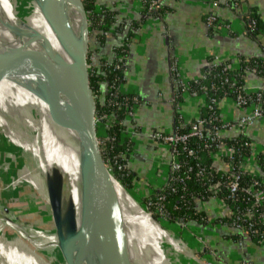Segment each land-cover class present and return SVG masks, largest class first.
<instances>
[{"label": "crops", "instance_id": "obj_1", "mask_svg": "<svg viewBox=\"0 0 264 264\" xmlns=\"http://www.w3.org/2000/svg\"><path fill=\"white\" fill-rule=\"evenodd\" d=\"M96 7L116 10L118 22L125 21V29L116 31L118 23L114 24L106 33L104 46H100L94 36L91 37L95 55L92 65L98 64L102 57L109 61L116 58L114 48L124 43L128 23L145 17L141 0H96ZM161 8L164 10L161 19L145 17L146 20L140 21V28L130 46L126 81L121 88L123 92L134 93L141 98L134 116L124 121L125 133H135L128 166L136 176L134 185L141 193L148 185L154 184L158 189L165 182L166 174L156 181L153 175L159 167L165 172L172 160L171 149L154 143L148 134L153 130L173 131L177 113L186 121L198 118L204 102L202 97L183 93V99L176 106L177 83L172 72L173 61H177L184 80L202 76L209 56L230 60L233 67L239 66V57L257 58L264 62V35L249 34L246 22L252 12L264 18V0H219L215 6H210L205 0H162ZM210 13L224 21L232 31L226 27L211 30L206 22ZM245 87L248 91L264 89V77L247 73ZM220 108L221 117L228 124L221 132L223 137L244 133L252 139L256 152L264 151V116L241 128L237 122L251 112L250 107H239L234 99L225 98ZM215 164L222 170L229 169L223 157L217 156ZM246 168L264 178V171L252 157L246 160ZM197 204L207 212L210 221L206 225L191 222L185 226L202 238L204 252L213 257L210 260L214 264H264L263 244H257L245 233L240 239H234L232 235L237 228L219 220L229 214L226 207L215 198L199 200Z\"/></svg>", "mask_w": 264, "mask_h": 264}, {"label": "bare ground", "instance_id": "obj_2", "mask_svg": "<svg viewBox=\"0 0 264 264\" xmlns=\"http://www.w3.org/2000/svg\"><path fill=\"white\" fill-rule=\"evenodd\" d=\"M20 1L0 0V149L3 148L5 153L14 157L19 164L14 169V183L24 185L47 200L61 232H43L21 225L10 212L5 213L6 200H0L4 203H0V264H55V260L51 263L38 256L26 242L42 253H47L46 255L59 256L65 264H118L96 238L95 231L90 233L99 243L97 249L88 231L78 234L77 217L85 224V216L84 201L77 189L80 169L75 152L83 149L85 135L76 129L58 125L52 120L48 104L39 94L40 78L31 73L30 66L24 61L32 55H62L67 64L79 66L80 63L72 56L69 43L63 49L71 61L58 52L61 44L43 19L42 7L58 17L62 30L73 38L76 51L81 53L86 40L85 17L81 4L79 0H35L38 4L35 6L34 0H28L26 6L31 10L24 14L26 8L21 6ZM69 5H72L82 18L78 33L73 29ZM34 34H40L50 41L44 43L39 39L37 43L29 45L32 42L30 37ZM61 100L70 104L64 94L61 95ZM54 167L61 169L65 179L60 178L59 173L55 172L56 176L51 174ZM114 183L122 211L130 264H153L154 260L158 264V258L166 259L161 260V264H169L162 252L165 243L174 252L180 255L185 253L183 244L154 222L147 211L144 212L133 192H126L118 181ZM12 186L10 185L11 190ZM59 191L74 195L75 217L70 207L60 200ZM129 219L136 222L131 229L127 228L125 222ZM138 224L144 228L140 236L136 229ZM5 228L12 230L15 235H10ZM162 230L164 234L161 236ZM142 241L147 244L141 245ZM141 248L145 249V253H140Z\"/></svg>", "mask_w": 264, "mask_h": 264}, {"label": "trees", "instance_id": "obj_3", "mask_svg": "<svg viewBox=\"0 0 264 264\" xmlns=\"http://www.w3.org/2000/svg\"><path fill=\"white\" fill-rule=\"evenodd\" d=\"M82 3L88 15L89 36H94L100 46L105 45L106 33L114 24L118 23L115 25L116 31L125 29V21L118 22L116 10L109 7L97 8L96 0H82ZM69 6L72 17L76 18L79 13L72 5ZM162 10L160 12L164 14ZM141 20H146V18L134 19L128 23L124 43L114 48L116 58L109 61L102 57L98 64L91 65L89 69L90 86L96 99V117L114 114L120 121V123H114L108 130L109 138L99 135V139L104 155L113 167V172L128 189H133L135 186L133 180L136 176L128 167L124 171H118L114 167V161L121 153L129 154L131 151L132 142L124 135L127 128L124 119H126L127 110L133 104L139 105L141 102L138 95L125 93L121 89L126 81V62L130 54L132 39L137 29L140 28ZM246 22L249 34L264 35V18L260 14L252 12L246 18ZM209 28L213 29L210 25ZM89 49L88 59L94 51L92 40ZM58 52L68 58L62 45ZM208 60L202 76L189 79L192 91L202 92L201 88L207 87L206 102L200 106L198 118L191 119L185 126L182 125L184 119L180 113H177L174 130H179L180 133H189L192 126L201 119L209 122L210 129H214L215 126L223 127L221 101L225 98L236 99L239 93H245L243 89L247 73H255L264 77V62L257 58L239 57L238 67H233L230 60L216 61L213 56H209ZM68 61L71 59L68 58ZM211 65H213L212 68ZM259 93L253 91L246 93L245 96L249 102H252L256 100ZM182 96V86L177 83L174 97L176 106L183 99ZM211 99L218 100V104H213ZM261 101L264 105V92H262ZM220 143L233 148L232 155L224 157L226 161L233 164V170L225 171L215 164L212 154L218 151L217 145ZM251 143L252 139L244 133L216 139L210 136L193 135L185 142L179 143L175 154L180 161V167L169 171L170 179L164 183L162 188L143 197V200L149 203L147 210L156 220L165 219L172 225L176 222H182L184 225H189L191 222L206 225L210 219L207 212L199 208L197 202L219 197L229 212L219 220L222 224L237 228L232 237L238 240L245 233L257 244L264 245V201L261 205H257L253 193L247 192V188L254 185L257 191L264 193V178L260 174L241 167L243 159L253 156ZM118 159L127 163L126 159ZM256 161L264 171V151L256 155ZM232 174L237 176L239 182L238 190L234 194L227 187L233 179ZM216 184L218 186L214 188ZM251 209H255V212L249 219L247 212Z\"/></svg>", "mask_w": 264, "mask_h": 264}, {"label": "water", "instance_id": "obj_4", "mask_svg": "<svg viewBox=\"0 0 264 264\" xmlns=\"http://www.w3.org/2000/svg\"><path fill=\"white\" fill-rule=\"evenodd\" d=\"M27 1H20L21 6L26 8L23 11L24 14L29 13L31 10L28 8L29 6H26ZM79 2L84 13L86 25V40L82 46L81 53L76 51V43L73 38L62 30L58 17L53 16L43 7L42 15L62 47L65 48L69 43V48L73 53L72 56L80 65L67 64L62 55L54 57L49 55H32L26 57L24 61L30 66L31 73L40 78L39 94L47 102L52 120L58 125L76 129L85 135L86 140L84 146H82L83 149H78L75 152V157L77 166L80 169V181L77 184V189L81 199L84 201L86 229L90 232H96L98 235V237L96 235V238L102 242L118 263L130 264L122 211L114 181H118L126 192H130V190L123 185L113 172L103 154L98 139L96 129V99L90 86V74L87 62L90 32L89 21L82 0H79ZM30 39H32V42L29 45L37 43L39 39H42L44 43L50 41L40 34H34ZM62 94L67 97L70 104L61 100ZM55 172L61 175L59 176L60 178L65 179V175L61 169L54 167L51 170V174ZM59 193L60 200H63L64 191H59ZM67 195L70 197L68 206L72 213L76 214L74 195L70 196L69 193ZM130 196L134 198L132 195ZM137 202L144 211L149 213L151 219L158 223L151 213L139 201ZM137 226L136 229H138L140 236L144 228L141 224ZM60 232L61 230L57 225V233ZM162 247V252L168 259L169 264H181V261L177 259L178 256H176L179 254L174 252L168 244L165 243ZM141 252L145 253V249L141 248ZM134 264H137V262Z\"/></svg>", "mask_w": 264, "mask_h": 264}, {"label": "built area", "instance_id": "obj_5", "mask_svg": "<svg viewBox=\"0 0 264 264\" xmlns=\"http://www.w3.org/2000/svg\"><path fill=\"white\" fill-rule=\"evenodd\" d=\"M219 0H205V2H207L210 6H215L218 4ZM142 6L144 7L145 10V17L149 18V19H161L163 16L161 14V7H162V0H141ZM206 22L208 25L212 26L213 29H220L223 27H226L230 32L231 27H228L227 24L222 21L221 19L217 18L214 14L210 13L206 19ZM117 57V56H116ZM215 58V60H220L219 58H217L216 56H213ZM215 63V62H214ZM127 65V62H126ZM213 67V65H211V68ZM172 72H173V77H174V81L176 83H180L182 86V92L183 93H188L189 95H191L192 97H202L204 99L203 104L206 102V95H207V87H203L201 88L202 92H197L195 90H191V85L189 83V79L188 80H184L181 77V73L179 71V67H178V63L176 60L173 61L172 63ZM243 92H245L244 94L239 93L237 98L234 99L235 103L239 106V107H250L251 108V112L245 116H243L241 119L238 120V125L241 128L247 127L248 125L252 124L257 118L264 116V105L262 104L263 102L261 101L262 98V92H264V89H259L257 91L254 92H260L258 94V97L256 98L255 101L249 102V99L247 98L246 93L249 94V92H253V91H248L246 89V87L243 89ZM211 102L213 104H218V100L216 99H211ZM138 108V104H133L130 109L127 110L126 113V118L128 117H132L135 114L136 109ZM183 118V116H182ZM184 119V118H183ZM223 120V119H222ZM125 121V119H124ZM97 122H102L104 129L103 132L100 133L99 135H104V137H108L109 138V134H108V130L110 129V127L114 124L120 121L118 120V118L116 117V115L112 114V115H105L102 116L100 118L96 117V123ZM188 121L184 120L182 122V125H186ZM122 123V122H121ZM223 127H219V126H215L214 129H210L209 126V122H207V120L205 119H201L199 120L197 123H195L192 126V129L189 133L183 134L180 133L179 130H173L171 132H167V131H163V130H153L152 132H150L148 134V138L153 141L154 143H159V144H163L168 146L171 149L172 152V160L169 163V166H167L166 168H168L167 170H165V172L161 170V167L158 168V170H156V172L153 175V179L156 181L157 179H162L164 178V175L166 174V180L164 183H166L169 179H170V174L169 171L171 170H177L180 167V161L178 159L177 154H175V150L176 147L179 143H183L185 142L190 136L193 135H197L199 137H204V136H210L213 137V139L216 138H220L223 137L221 132L223 131L224 128H226L228 126L227 123H225L223 121ZM206 124H208L206 126ZM97 125V124H96ZM134 131H128V132H124L125 137H127L129 139V141L132 142V146L130 148V152L129 154L127 153H121L116 160L114 161V167L118 170V171H124L127 167L130 168L128 166L129 164V157L133 152V147H134V141H133V136H134ZM98 135V136H99ZM99 139V137H98ZM100 145L102 144L100 139H99ZM218 147V151H216L215 153L212 154L214 160L215 158L218 157H230L232 155L233 152V148L226 146L224 143H220L219 145H217ZM251 147H252V158L256 161V155L260 152H256L253 148V142L251 143ZM102 148V146H101ZM103 151V149H102ZM104 154V152H103ZM105 156V155H104ZM118 158L121 159H126L127 163H123L121 160H119ZM250 158V157H249ZM248 158H245L242 160L241 163V167L244 169L246 168V160ZM108 161V160H107ZM228 162V161H227ZM257 162V161H256ZM109 163V161H108ZM258 163V162H257ZM229 164V169L225 170H233L234 166L231 162H228ZM109 165L111 166V164L109 163ZM111 168L113 169V167L111 166ZM232 181L230 183L227 184V187L230 189V191L232 192V194H234L239 187V182H238V178L235 174H232ZM164 183L162 185H159L158 189L162 188V186L164 185ZM218 186V184L214 185V188H216ZM154 184L152 185H148L146 187V189H144L143 195L145 194V191L147 192V194H150L153 192V190L156 189V187L154 188ZM133 192L134 191H138L140 193V190L138 188H136V186L133 187ZM148 190V191H147ZM217 191V190H215ZM247 192H252L254 197L256 198V204L257 205H261L264 201V193L263 191H257L254 187V185L250 186L249 188H247ZM141 194V193H140ZM144 197V196H143ZM217 199L224 207H226V205L223 203V201L219 198V197H212ZM146 203V202H145ZM146 207H149V203L147 202ZM227 208V207H226ZM255 212V209H251L247 212V216L248 218H252L253 214ZM176 224L179 225H184L182 222H176ZM185 226V225H184ZM244 232H246L245 230H243ZM202 239V238H201ZM209 264H213V263H209Z\"/></svg>", "mask_w": 264, "mask_h": 264}, {"label": "rangeland", "instance_id": "obj_6", "mask_svg": "<svg viewBox=\"0 0 264 264\" xmlns=\"http://www.w3.org/2000/svg\"><path fill=\"white\" fill-rule=\"evenodd\" d=\"M33 5L35 6L38 5L35 0L33 1ZM71 18H72L73 27L75 31L76 29L78 31V27H80L82 23L81 15L79 14L76 18L74 17H71ZM90 41H91V36H89V47H90ZM89 50L90 49H88V51ZM93 55L94 54L90 56V59H87L89 69L92 63H95V55L94 56ZM96 124H97L96 125L97 135H99L100 133L103 132L104 126L102 122H97ZM17 165L19 164L15 160L14 157H12L10 154L8 155L7 153H5L3 148L0 149V200H6L5 202L6 204L1 203V202L0 203L6 205V212L5 211L4 212L5 213L10 212L12 217L25 227L33 228V229L40 230L43 232L57 233V225L53 218L51 205H49L47 200L41 197L37 192L28 189L24 185H19V184L14 183L15 181L14 169L17 167ZM25 176H27L26 173H25ZM9 184L13 185L12 190L10 189ZM129 190L133 192L132 189H129ZM133 193H134V196L138 198V201L142 204V206L147 210V207H146L147 202L145 203V201L143 200V196H144L143 192L141 193L140 191L141 193L140 194L138 191H134ZM69 200H70V197L67 195V192L64 191L62 201L65 206H68ZM73 216L75 217L74 214ZM25 218L27 219L24 220ZM77 219L78 220H77L76 226H77V230L79 231L78 234L80 235V232L83 233L84 231H88V235L90 234L92 238V242L97 249L99 247L98 241L95 240L93 235L90 233V231L86 229V226L81 221V219L79 217H77ZM125 222H126L128 229L133 228L134 225L136 224L135 220H130V219ZM157 222L160 225V227L169 231L175 238H177L183 244L184 248L186 249L185 253H182L181 255L180 254L176 255L178 256L177 257L178 261H181L180 262L181 264H209L210 262L213 263L212 261H210V257L212 256L209 257L207 252L206 251L204 252V244L200 236H197L196 234L192 233V231H190V229L186 228V226L184 225H179V224L172 225V224L167 223L165 219H161L160 221L157 220ZM4 230L8 231L10 235H15V233L12 230L10 231L7 228H5ZM160 232L162 236L164 234L163 230ZM141 243H143L141 245L147 244L145 241ZM26 244L31 249H33L34 252L38 256L42 257L45 261L52 263V260H55V264H59V263L65 264L62 261V259L59 258V256L53 255V254L46 255L47 253H44V252L42 253L41 250L34 248L31 244H29V242H26ZM48 251L54 252L52 249H48ZM186 257H188V260H186ZM161 260L166 261L165 258L164 259L158 258V264L162 263ZM153 264H156L155 260Z\"/></svg>", "mask_w": 264, "mask_h": 264}]
</instances>
